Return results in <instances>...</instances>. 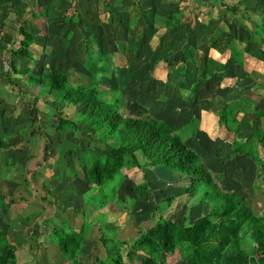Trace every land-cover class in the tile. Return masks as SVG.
I'll return each instance as SVG.
<instances>
[{
  "label": "trees",
  "instance_id": "trees-1",
  "mask_svg": "<svg viewBox=\"0 0 264 264\" xmlns=\"http://www.w3.org/2000/svg\"><path fill=\"white\" fill-rule=\"evenodd\" d=\"M143 1L145 0H123L122 7H115L112 0H104L102 12L107 13L110 19L108 24L117 22L125 27L122 39L114 41L115 50L112 53L126 56L127 40L130 38L134 41L148 40L150 36H146V32L155 33L158 29H164V34H170L175 40H182L186 37L184 35L190 33L191 26L185 21L183 9L180 8V4L185 0H150L152 7L142 33L139 36L134 31L127 33L126 28L129 25L136 26L139 14L147 16L140 7ZM190 1L197 7L205 5V13L209 18L213 17V10H216L217 20L230 28V31L222 33L220 38L213 42V45L229 47V57L221 70L216 73L210 69V64L205 63L204 77L192 83L194 99L198 85L210 78L219 77L223 80L232 61L242 67L243 55L238 50L239 45L233 44L232 40L242 42L243 38L242 35L234 37L236 31L230 20L237 18L243 23L248 19L249 11L241 9L240 2L234 3L233 0ZM64 2L65 10L69 8L70 11L66 10L69 13L62 12L63 14L56 15L44 11L41 15L43 19L54 18L57 21L72 23L73 14H77V3L83 2L90 7L98 4V0H64ZM130 5L135 8L140 7V11L137 9L139 13L125 14L122 8ZM171 5L174 7H170ZM1 7L3 16L0 23V81L9 89L8 92L16 91L18 104L23 107L21 115L25 117L15 125L21 127L16 135L22 140L26 139V145L35 143L33 139L40 136L37 125L38 101L43 97L50 98L51 101H48L47 106L54 112L51 116V137L55 138L43 141L42 156L43 161L52 156L56 157L53 167L59 169L60 173L54 177V181L64 178L63 189L72 187L79 200L83 202L81 203L83 207L89 205L101 209L111 204L114 209L110 211L115 215L121 216L122 213L131 215V194H141L148 185L145 181H141L128 189L125 185L128 182L126 180L131 178L135 168L141 171L160 168L170 172L171 175H177L180 181L185 182L181 188L187 200L196 199L198 204H207L208 210L205 214L189 221V215L184 216L182 220H175L164 214L166 208L164 205L170 207L173 199H158L151 216L136 224V234H138L136 239H120L116 233L117 229H112V235L108 232H100L98 241L104 249L105 256L103 259L93 256V264H125L131 262L135 256L140 257V264H166L167 259H173L175 255H178L182 264H264V209L256 213L238 191L224 190L221 184L224 179L223 174L212 171L201 155L186 144L185 133L193 136V132L197 130L193 118L186 125V129L176 132L142 105L136 108L143 109V112L137 111L136 115H130L118 87L111 84L112 82L107 89L99 84L103 77L107 80L113 78L110 72L112 54L103 52L102 46L90 28L83 29L86 32L84 37L86 49L85 60L82 63L91 78L89 85L70 83L67 72L61 66H56L54 61L48 67L41 66L38 79L31 68L18 69L11 58L19 56L33 59L29 51L34 44L33 36L20 24L27 10L32 17L37 16L33 12L36 7L34 0H13ZM241 33L247 34L248 42L258 38L257 33L250 32L244 25L239 29V34ZM259 39L264 58V36ZM15 43V49H11V44ZM197 59L196 47L187 44L176 52L170 51L163 61L169 68L180 62L182 65L177 77L183 79L187 76L188 67L196 65L199 61ZM4 60L10 63L8 71L3 70ZM40 61L43 63L44 60ZM108 75L110 79L107 78ZM23 76H28V83L22 80ZM47 83L48 87L45 86ZM37 86H44L41 88L43 92H38ZM152 87L141 89L150 94ZM250 92L264 99V85L254 84ZM247 93L242 92L227 100L217 114L219 123L227 133L232 134L230 159H242L244 163L249 161L255 173L254 179L251 180L252 191L264 192V129L261 125L264 112L257 109L258 102L249 98ZM58 104L63 105L64 109L69 107L73 110V114H65ZM133 109L135 111V105ZM244 114H254L255 122L252 133L240 139L238 137L240 121ZM25 128L29 130V134L24 135ZM14 134L7 127L0 131V147H9L10 141L7 143L3 139H9ZM69 160H72L76 167L73 173L66 175L65 170ZM19 161L24 168L21 174L22 183L25 181V184H29L25 177L29 176L31 171H28L23 163L27 165L30 161L23 157ZM39 165L41 166V163ZM30 185L39 194L41 204L37 206V210L39 208L40 214L44 213V220L58 218L60 213L57 208H64L68 196L61 194V189L58 190L52 181L50 183L44 181L42 186L39 185L40 188L32 183ZM83 187L85 192L78 194V188ZM32 191L28 186H24V194L32 196ZM48 195L52 196L53 203L46 201ZM86 195L87 203L83 201ZM5 197L0 195V226L1 218L8 213ZM13 200L16 201L15 198ZM71 212L78 215L85 214L83 209L78 208L72 209ZM30 215L25 218H29ZM63 218L61 225L53 227L45 225L42 235L46 237V242L42 247L49 248V251L58 255V260L53 264H84L82 258L86 253L85 236L92 224L93 226L103 224L105 214L99 211L96 223L92 224L85 216L79 231H75L70 225V215ZM42 247L37 248L33 244L27 246L29 250L37 248V251ZM19 258L20 249L6 230L0 227V264H22L19 263ZM31 258L34 260L38 257L28 255V259Z\"/></svg>",
  "mask_w": 264,
  "mask_h": 264
},
{
  "label": "rangeland",
  "instance_id": "rangeland-1",
  "mask_svg": "<svg viewBox=\"0 0 264 264\" xmlns=\"http://www.w3.org/2000/svg\"><path fill=\"white\" fill-rule=\"evenodd\" d=\"M120 1H121V3L123 2V0H112L113 6L119 7L118 4L120 3ZM0 2H2V0H0ZM58 2L59 1L57 0V2H56L57 4H55V5H58ZM102 2H103V0H99L98 4L96 5L95 10L91 9L89 12L81 14L80 17L77 16V14L76 15L73 14L74 17L71 16L72 17V23H76V25L78 24L79 27L75 26V28L73 29V31H74L73 35L72 34L69 35L70 36V38H68L69 41L72 39H75V38L76 39H75L74 45L70 44L69 49L66 50V53L64 54L65 56H67L69 58V61H63V63H62V64H65L64 65L65 66L64 71L67 72V74L69 76L68 80L70 83L80 82L82 84L89 85L90 81H91L90 76L88 75V73L85 71V69L82 66V63L85 60L84 37H85L86 32L83 31L84 27L87 29L88 28L91 29V32L95 35V38L99 41L100 45L102 46L103 52L105 54H112V61H111L112 65H111L110 72H111V75L113 78L111 80H107L105 77H103L99 81V84L101 85V87L106 88L107 86H110V83L112 82L111 84H115L118 88L119 87L126 88V85H128V87H130V92H131L132 90L134 91L136 86L137 87L139 86L141 88L142 87L145 88L147 86H153L151 89L152 94L156 95L160 91V89H159L160 83L159 82L157 85V90L155 91L156 82H157L158 77L162 78V79L160 78L161 83L165 82V80L168 78L167 82L171 86L174 85L173 83L175 82V77H176V81L178 83H181V84L185 83L184 86H186V87H187V85H189V82L192 83L193 81L200 78L199 65H198L200 63H198V62L196 65L190 66L187 69L188 70L187 75L190 77L188 80H187L188 76L185 77L184 79H179L176 76V74L178 73V71L182 65L180 62L176 63V65L172 68H169L166 66V63H164L163 59H164V57H166L168 55V53H165V52L167 50H172L173 52L178 51L177 49L179 48V44L175 45L173 41L169 40L170 36L163 35L164 34L163 29H158V30H156L155 33L146 32V36H148V37L150 36V37L148 38V40H143L140 43L134 42V40L131 38L128 39L127 40L128 41L127 55L125 57H122L120 55H116L117 54L116 52L112 53L115 50L114 41L115 40L119 41L122 39L123 33H125L124 32L125 27L122 26L123 24L121 25L117 22L116 23L113 22V24H108L110 19L108 18V21H107L106 13H99L98 11H96L99 9V6L102 7ZM34 4H36L35 0H34ZM35 7H36V5H35ZM170 7H174V6L171 5ZM133 8H135V7H133ZM180 8L183 9L185 21H188L189 22L188 24L191 26L190 31H193L194 26L196 24L204 25L205 22L207 21V16L205 15L204 8L201 6L197 7L196 5L191 4L190 0H185V2L183 1V3L180 4ZM137 9H138V11H140L139 10L140 7L137 6L135 8V11L134 10L131 11V12H133L132 15L139 13V12H137ZM66 10H69V8ZM66 10L61 11V12H57L55 14L61 15V14H63L62 12H64L65 14L69 13ZM34 11L37 14V16H41L43 14L42 9H40L39 7H36ZM81 12H82V10H81ZM70 15H71V13H70ZM215 15H216V12H213L212 16L214 18L216 17ZM142 16L143 15H140V14L138 15V17H139L138 21H141V22L143 21ZM78 20H79V22H78ZM124 21L125 20H122V22H124ZM231 21H233V20H231ZM130 26L131 25H129L128 28H126V32L129 34L132 33L134 30H136L135 26L134 27H130ZM42 29H40V27H38L39 32ZM26 30L28 32L32 33L28 29V27L26 28ZM59 35L62 36V34H59ZM208 35L210 36L211 33H208ZM159 36L161 37L160 40H159ZM162 37H164L163 41H162ZM58 41H59V37L55 39V45L56 46L58 45V43H60ZM16 43L14 45L11 44V49H15ZM33 46H31L32 48L29 49L32 56L34 55V53L32 51H33V49H35V48H33ZM207 47H212V52H211L212 55L211 56H213V57H216L217 55H221L223 53L221 46H213L212 45V46H207ZM155 48H156V50H154ZM40 51H41V54H40L41 56H39V57H41V58H39V57H37V59L33 58L31 60L32 62H29V66H33L36 69L34 75L37 79H38V76L41 74V71H40L41 66L43 64H45V62H47V61H44V63H42V61H40V60H44L43 50H40ZM157 51H158V53H157ZM44 52H45V50H44ZM152 53H154V54H152ZM164 53H165V55H164ZM209 54H210V52H209ZM116 56H118V57H116ZM125 58L127 59L129 70L125 71V74L121 75V72L118 69H119V66L125 64ZM8 64L10 65V63H8ZM201 64H202V62H201ZM56 66H58V64ZM67 66H68V68H67ZM219 68H222V66L220 65ZM3 70H4V68H3ZM166 74H167V77H166ZM107 78L110 79V75H108ZM158 81H159V79H158ZM214 84H216V82H214ZM217 84L220 86V83H217ZM45 86L48 87V83L45 84ZM214 87H215L214 85H212L211 87L208 86V88H207L208 92L199 89V92L195 95L196 97H194L195 100H193L194 103L192 104V107H194V104L198 103V101L200 104V100L205 101V99L209 98V95H210V93ZM41 88H44V86H37L36 90L38 92H43V89H41ZM154 91H155V93H153ZM239 92L240 91H238V93ZM144 93H147V91L144 90ZM232 94H229V95H232ZM188 95L191 96V94H188L187 89H186V91H184V96H183L184 98L182 97V98L178 99L179 104L176 103L174 105H170V104L167 105L166 103L165 104L161 103L157 107L158 110H152L151 112L157 116H160L158 113H161V116H163V113H165V112L172 113L173 116L175 117L174 119H176L175 122H177V123L180 122L181 124H183V123L185 124L188 120V113H189V108H187L188 103L191 102V98L188 97ZM141 97L145 98L144 95ZM223 99H225V97ZM42 101H43V98H41L40 101H38V105H37L38 110H40V111H43L42 104H41ZM220 102H221V100H220ZM124 104L127 107L126 109L130 115H136L137 111H139L140 113L143 112L142 111L143 109H138V108H135V111H134L132 106L131 105L129 106V104L127 102H124ZM184 107H186L187 110H185L184 112L178 111L180 108L182 109ZM60 109H63L64 113L65 114L67 113V115L73 114V110L70 109L69 107L68 108L65 107V109H64L61 106ZM168 110H170V111L168 112ZM5 116H6V120H9V117H7V116H9V114H7V112H6ZM164 116H165V118L169 117V115H167V114H164ZM18 117H20L17 119L18 122L21 121L22 118H25L21 114H19ZM40 118H41L39 120L40 124L43 126V119H42L43 114L40 115ZM10 122H11V120H10ZM8 124L10 125V127L13 125L11 123H8ZM208 127L211 129L212 125L208 124ZM12 128L14 129V127H12ZM186 128H187V126L185 127V129ZM198 128H199V126H198ZM214 132H216L215 135H217L218 130L216 129V127H214ZM199 135L201 137L198 138V141L196 143H192L195 147L196 146L206 147L207 145L210 146L213 143V141L216 142L215 139H218V137L215 135L213 136V137H215L214 140L210 137L211 135H213V131H212V133H209V134L200 133ZM220 138H223L225 142H227V141L229 142L230 135H227L226 133H224L223 136ZM3 140L5 141V139H3ZM25 140L26 139L21 140L22 146L26 145ZM33 140L35 141V139H33ZM31 141H32V139H31ZM41 142L42 141H40V140L36 141L37 149L33 150L34 146H33L32 142L30 144H28L27 147L30 148V151H41L40 150L42 147ZM220 145H221V147L218 148V151H213L214 154L212 156L215 157V161H214V165L212 164V166H209V168L216 173H222L223 174L224 179L221 182V184H222V187L224 188V190H231V189L236 190L237 189L239 192V195L241 197H243V199L251 207H253L254 211L256 213H260V211L264 209V192L263 191H257V192L252 191V188H250L252 178L251 177L249 178V176H247V174L242 175V173L240 174L239 171H237V168H239L241 165H243L244 161L242 159H239V160L238 159L237 160L236 159H230L228 151H225L228 144L221 142V144L219 143L218 146H220ZM219 150H223V151H219ZM23 152H25V151H23V150L22 151H18V150L15 151V153H17L15 155V158L20 159V156L23 158H26L27 154H25V156L21 155V154H23ZM42 155H43V151L39 155H36V156L34 155L33 159L27 160V161H30V162H27V165H26V163H23L26 166L25 168L28 170V166L31 165V162L34 165H38L39 163L42 164L43 163V156ZM6 156H7V154L5 155V152H2L1 157H6ZM11 156H13V155H11ZM52 157H53V159H55V156H52ZM8 158H10V157L8 156ZM22 162H23V160H22ZM47 165H48V167H45L46 171L45 172L41 171V172H43L42 177H46L47 179L52 180L55 177V175H53V173L55 171L52 168V166H49L51 164H47ZM1 166H2V161L0 160V168H1ZM68 166L73 167V168L76 167L75 165H73L72 160L68 161ZM6 167L7 166H4L0 169V195H5L7 197V198L5 197V200H6V203L8 204L7 205V212H8L7 215L8 216L4 215L3 218H1L2 221H1L0 227L2 229L6 230L7 234L14 240L15 244L18 246V249H20L19 263H22V264L28 263L29 264L30 260L28 259V255L29 256L33 255V257L36 256L38 258H39V256L42 257L43 252H38L37 248L42 247L43 244H45V242H46V237L42 235L43 231L45 229V225H47L49 227L61 225L62 219H64L63 217H66L67 215H70L71 219L76 218V217H77L76 219H79V218L85 219L84 217L86 216L87 221L91 222V224H92V223H96V216H97V213L99 211H102V210L107 211L106 209L108 208L107 207L108 205L105 207H101V209H95V208L90 207L89 205H86L83 207L81 205V203H83V202H81L79 200V198H78L79 196L73 190L72 187H70V188L67 187L68 191L63 189L62 184L64 183V178H62L60 181H53L52 180L53 183L55 184V186L58 188V190L61 189V191H62L61 194H66V196H68L67 201H65V203H64L65 204L64 208H61V207L57 208V211L60 213V216H59L60 218L58 217V218H55L52 220H44V218H43L44 213L40 214L41 210L39 208L37 210V206L35 205V203L29 204V202L25 203V202L13 200L14 197L18 198L19 196H22V195L24 197L25 195H24L23 189L17 188V186H19V185H17L16 182L12 183L11 181L1 179L2 177H4L6 175ZM30 171H31L30 175L25 177L27 180L26 182L29 184H25V181H23L24 183H22V181H21V186L24 185V186L32 187V186H30V184L32 183V185H35V187H37V186L39 187V185H41V183H40L41 181L47 180V179L42 178L43 180H40V182L38 183L37 176H38L39 171H37L35 169H31ZM133 172H134V174L131 176V178L129 180H126V181H128L125 184L127 186V188L128 189L133 188L136 184L140 183L141 181H145L148 185L147 189L139 195H134V194L132 195L131 194V198H132V200L130 202V207H131L130 213H131V215H128V213H122L121 216H117V215H115L114 212L108 211L109 213L106 212V213H108V215H105L108 221L101 224L103 226L106 225L109 227L112 225L116 226L117 227L116 233L118 234L120 239L134 240L138 237V234H136L137 233L136 232V230H137L136 224L140 221H143L145 218H148L149 216H151L152 212L155 210V205H156L155 203L157 202L158 199H167V198L173 199L172 205L170 207L164 205V207H166L164 209V214L166 217L172 218L175 220H182L184 216L189 215L188 216V221H189V220H193L194 218H196L202 214H205L207 212L208 207H207L206 203L198 204L196 199L187 200L188 198L184 195V191L181 188V185L184 184L185 182L183 183L182 181H180L179 177L177 175H175V176L171 175L170 172H168L164 169H160V168L159 169H149L146 171H141V170H138L135 168ZM32 173H34V174H32ZM71 184H72V186L74 185L73 182ZM237 184H239L240 186ZM65 189H66V186H65ZM32 190H34V189H32ZM78 191H79L78 194L84 193L85 188L84 187L78 188ZM33 194H34L35 198L38 197L36 192H33L32 195ZM87 197L88 196L86 195L83 198L84 199L83 201L85 203L88 202ZM47 200H48V202L53 203L52 196L48 195ZM75 208H78L79 210L83 209V212H85V214H82V215L81 214H79V215L73 214L71 211H72V209H75ZM26 215H30L29 218H26L27 220H25V218H24V216H26ZM32 244H33V246H36L37 248L31 249L33 251H28L29 249L27 248V246L32 245ZM47 256L49 257L48 258L49 261L50 260H53V261L58 260V258H57L58 255L56 253H52V252L48 251ZM38 258H35L34 261L36 262L38 260ZM174 258L175 259L170 260V261H172V263L176 262L179 259L178 255H175ZM34 264H36V263H34ZM42 264H44V263L42 262Z\"/></svg>",
  "mask_w": 264,
  "mask_h": 264
},
{
  "label": "crops",
  "instance_id": "crops-1",
  "mask_svg": "<svg viewBox=\"0 0 264 264\" xmlns=\"http://www.w3.org/2000/svg\"><path fill=\"white\" fill-rule=\"evenodd\" d=\"M10 1H13V0H2V2H0V23H1L2 16H3V9L1 8V6L7 2H10ZM35 1H36V4H35L36 7H39L40 9H42L43 12L47 11V12L55 14L57 12H61V11L65 10V4L66 3L64 2V0H58L59 1L58 5H55V4H57L56 3L57 0H35ZM233 2L234 3L240 2L241 9H248V11H249L248 12L249 13L248 19H246L243 23H241L236 18L231 19L233 21L230 20V23L232 24V26H234V29L236 31V34L234 37L237 38V36L242 35V38H243L242 42H239L238 40L232 38L233 44L239 45L238 50H240V52L243 55L242 67L235 64L232 61L231 62L232 64L230 63L231 67H229V69L227 70L226 76L223 80H221V78H219V77H216V78H210L204 82H201L196 89V94L199 92V89L208 92L207 91L208 86H210V87L212 85L215 86L213 88V90L211 91L209 98L205 99V101L200 100V104L198 101V103H195L194 107H192V104L194 103L193 100H195V98L193 99V94H192V90H191L192 89V83L194 81L192 83L189 82V85H187V87H186V86H184L185 83H182V84L178 83L176 81V77H175V82L173 83L174 84L173 86L168 84V82H167L168 78L165 80V82L161 83L160 82L161 77H158L159 81L157 79L155 91L157 90L158 82L160 83V86H159L160 91L156 95L152 94V93L151 94L144 93L145 88L141 89V87H139V86L138 87L136 86L134 91L132 90L131 92H130V87H128V85H126V88H124V87L118 88L119 91L122 93L123 101L127 102L129 104V106L131 105L133 108V105H135V108H136V107H139V105H142L153 116L164 121L167 125H169L176 132H180L182 129H184L186 127V125L190 122L191 118H193L195 120V123L197 124V130L193 132L194 133L193 136L187 135L185 133V142L188 146L192 147L195 151H197L201 155V158L205 161L207 166H212V164L214 165L215 157L212 156L214 154L213 151H218V148L221 147V145L218 146V144L219 143L221 144V142L228 144L225 151H228L229 158L231 157V155H230V151H231L230 143L232 140V134L227 133L225 131L223 125H221L219 123V117L217 114L218 111H220V109H222V107L225 105L227 100L240 95L242 92H248L247 96L258 102L257 109L264 112V99H262L258 95H255V94L250 92V90L252 89L254 84L264 85V58H263L262 52L260 50V45H259V41H260L259 37L264 36V0H233ZM103 5H104V0L102 2V7H103ZM140 5H141L140 6L141 9L147 13V16H144V17L142 16L143 21L142 22L138 21L136 23V26H135L136 30H134V32L138 36L142 33V31L145 27L146 21L149 18L148 16H149L150 9L152 7V2L150 0H145V1L141 2ZM118 6L122 7L121 1L118 4ZM89 7L90 6H88L87 4H85L83 2L77 3V7H76L77 8L76 9L77 16L80 17L81 14L87 13L91 9H93V10L96 9V6L95 7L91 6L90 8ZM102 7L99 6V9L96 11H98L99 13H104V12H102ZM201 7L204 8V11L206 10L205 5L201 6ZM34 10L35 9H33V12H35ZM81 10H82V12H81ZM133 10L135 11V8H133V6H131V5L130 6H124V8H122V11L125 14H132L133 12H131V11H133ZM29 12L30 11L27 10V12L24 14L23 20H22L20 26L23 27L25 30L28 27V29L32 32L31 34H32L33 39H34L33 40L34 46L33 45L32 46H33V48H35L32 51L34 53L33 58L37 59V57L41 56L40 50H43L44 61H47V62H45V64H43L45 67H48L49 64L54 61V63L56 65L58 64L59 66H61L64 69L65 64H62L63 61H69V58L67 56H65L64 54L66 53V50L69 49L70 44L74 45L75 39H76L75 38V39H72L69 41L68 38H70L69 35H71V34L73 35V32H74L73 29L75 28V26H78V24L76 25V23H65L63 21H57L54 18L43 19V16L32 17ZM213 12H216V10H213ZM106 15H107V13H106ZM205 15L207 16V21L205 22V24L204 25L196 24L194 26L193 31H190V33H188V35H184L186 37L182 38V40H175L170 34H168V33L164 34V35L170 36L169 40L173 41L175 45L179 44V48L177 50L185 47L187 44H191V45L196 47L197 55H198V58L200 59V60L198 59L199 61H197L198 63H200V64H198L199 65L200 78H198L197 80L202 79L205 75V73H204L205 72V67H204L205 63L210 64V66H211L210 69L214 73L219 72L221 70V68H219V66L220 65L223 66L225 64L227 58L229 57V52H230L229 47L224 48L223 45H213V42L218 40L220 38V36L222 35V33H226L227 31H230V28H228V26L226 24H224L223 22L217 20L216 17L215 18L214 17L209 18V16L206 13H205ZM216 15H217V13H216ZM107 21H108V15H107ZM78 22H79V20H78ZM242 25L246 26L250 32L257 33L258 38L251 39V41L248 42L247 34H245V33L239 34V29L242 27ZM38 27H40V29H42V28L43 29L39 32ZM208 33H211V35L209 36ZM59 34H62V36ZM58 37H59L58 42H60V43H58V45L56 46L55 45V39ZM160 38L161 37L159 36V40H160ZM163 40H164V37H162V41ZM141 41H143V40L134 41V42L140 43ZM212 45L213 46H221L223 53L221 55H217L216 57L211 56L212 55L211 54L212 47H207V46H212ZM85 49L86 48H85V44H84V50ZM44 50H45V52H44ZM154 50H156V48ZM170 51H172V50H167L165 53H169ZM263 51H264V47H263ZM209 52H210V54H209ZM157 53H158V51H157ZM165 53H164V55H165ZM152 54H154V53H152ZM116 55H120L122 57H125L119 53H117ZM116 57H118V56H116ZM11 59L16 64V67L18 69L24 70L27 68H31L35 73V71H36L35 67L29 66V62H32L31 59L23 58V57H19V56H15ZM44 61H43V63H44ZM201 62H202V64H201ZM67 68H68V66H67ZM118 70H120L121 75L125 74V71L129 70L128 69V62H127L126 58H125V64L119 66ZM187 74H188V70H187ZM176 76H177V74H176ZM166 77H167V74H166ZM189 78L190 77L188 76L187 80ZM22 80L25 83L29 82L28 76H23ZM214 82H216V84H214ZM78 83H80V82H78ZM217 83H220V86ZM113 85H115V84H113ZM106 89H107V87H106ZM186 89H187L188 94H191V96L188 95V97L191 98V102L188 103L187 108H189V113H188V120L185 124L184 123L181 124L180 122L179 123L175 122L176 119H174L175 117L173 116L172 113L165 112V113H163V116H161V113H158L160 116H157L151 112L152 110H158L157 107L161 103H163V104L166 103L167 105H169V104L174 105L176 103L179 104L178 99L182 98L184 96V91H186ZM8 91H9V89H7V87L4 86L0 81V131L4 130L5 127H7L8 130L10 129V131H13V133H15L12 137L5 140V142H7V143L10 141L9 147H7V148L6 147H3V148L0 147V160L2 161L1 168L4 166H7L6 167V175L4 177H2L1 179L11 181L12 183L16 182V184L19 185V186H17V188L23 189V192H24V186H21V181H22L21 174H22V171L24 170V168L21 165L19 158H15V155L17 154V153H15V151H17V150L18 151H22V150L25 151L21 155H23V156H25V154L29 155V156L26 155V160L31 159L32 156L34 157V155L36 156V155H39L40 153H42V151H44V142L43 141H45V140L49 141V140H51V138L52 139L55 138L54 136L51 137V135H52L51 134L52 133L51 132L52 131L51 130L52 129V127H51V125H52L51 124L52 123L51 116L54 115V112H52L47 106L48 101H51L50 98L45 99L43 97L44 99L41 102L43 111L39 110V114H38V121L41 119L40 115L43 114V118H42L43 119V126L40 124V121L37 122V125L40 129V134H39L40 136L36 137V139L34 141L35 143H33V144H35V146L33 145L34 146L33 150L37 149L36 141H38V140L42 141L41 142L42 147L40 149L41 151H30V148L27 147L28 144L27 145L23 144L24 146H22L21 145L22 139H20V136L16 135V133H18L19 130H21L20 126L18 128L15 125L18 123L17 119L20 118V117H18V115L22 114V112H23V107L18 104L19 100L15 97L16 91H12V93L8 92ZM155 91L153 93H155ZM238 91H240V92L238 93ZM229 94H232V95H229ZM143 95L145 98L141 97ZM194 97H196V96H194ZM224 97H225V99H223ZM220 100H221V102H220ZM58 106L63 107V105H61V104H58ZM187 108L186 107H184L182 109L180 108L178 111L184 112L185 110H187ZM169 111L170 110H168V112ZM6 112H7V114H9V116H7V117H9V120H6V116H5ZM164 114L169 115V117L165 118ZM10 120H11V122H10ZM254 122H255L254 114L242 115L241 121H240V124H241L240 125V133L238 135V137L240 139H244L245 137H247L248 135H250L252 133L253 128H254ZM8 123H11L13 125L10 127V125ZM208 124L212 125L211 129L208 127ZM261 125H262V128L264 129V118L261 119ZM198 126H199V128H198ZM12 127H14V129ZM214 127H216V129L218 130L217 135H215L216 132H214ZM211 130L213 131V135H211L210 137L213 140L215 138V137H213L214 135L218 137V139H215L216 142L213 141V143L210 146L207 145L206 147H198V146L195 147L192 144V143H196L198 141V138L201 137L199 135L200 133L209 134V133H212ZM28 132H29V130L27 128H25L23 130L24 135L29 134ZM224 133H226L227 135H230L229 142L228 141L225 142L223 138H220L223 136ZM189 134H190V132H189ZM219 151H223V150H219ZM2 152H5V155L7 154V156L1 157ZM11 155H13V156H11ZM8 156L10 158H8ZM20 158H22V157L20 156ZM55 159H56V157H55ZM55 159H53V157H51L50 159L43 161L41 166L40 165L39 166L34 165L31 162V165L28 166V171H30L31 169H35V170L39 171L38 176H37L38 183H39L40 180L47 179L46 177H42V175H43L42 173L46 171L45 167H48L47 164H51L49 166H52V168L56 172V173L54 172L53 175L57 176L60 173V171H59V169L53 167ZM74 170H75V168L68 166L65 170V174L69 175V174L73 173ZM41 171H43V172H41ZM237 171H239L240 174L242 173V175L247 174V176H249V178L251 177L252 179H254V176H255L254 167L252 166V164L249 161L248 162L246 161L243 165H241L239 168H237ZM52 180L54 181V178ZM52 180L47 179L46 181L50 183ZM44 181H41L40 183L42 184V182H44ZM239 184H237V185H239ZM252 184L253 183L251 182V186H252ZM28 188L30 190L33 189L32 187H29V186H28ZM236 191H238V190L236 189ZM33 192H35V191L33 190L32 193ZM24 195H25L24 197L22 195V196H19L18 198H15V197L14 198L16 199V201H18L17 199L22 198L20 200V202H25V203L29 202V204L35 203V205L38 207L41 204L40 200H39V194H37L38 195L37 198L34 197V194L32 196L26 195V194H24ZM46 201L48 202L47 199H46ZM107 207H108L106 209L107 211H103V210L101 211L105 215H108V213H109L108 211H110L113 208L111 204H109ZM106 212H108V213H106ZM24 218H25V216H24ZM76 218L70 219V225L72 226V228L75 231H79L80 227L82 226L84 219H80V218L76 219ZM25 220H27V219L25 218ZM106 221H108V220L105 216V220H103V223ZM112 226L109 227L106 225H104V226L103 225H101V226H99V225L93 226L92 225L90 227L87 235L85 236V241H86L85 243L86 244L84 246H85V252L86 253H84V256L82 258V262L84 264H93L92 263L93 256H97L100 259L104 258L105 252H104V249L100 245L98 240L100 237V232H104V233L108 232L110 235L112 229H117L116 226H113V227ZM17 248H18V246H17ZM42 248H40L38 250V252H43L42 257L39 256V258L36 262L33 260V258H31L29 264H34V263L42 264V262L44 264H53V262H54L53 260H50V261L48 260L49 257L47 256V253L49 251V248L48 249L45 247H44V249H42ZM28 251H32V250H28ZM31 257H33V256H31ZM173 259H175V258H173ZM170 260H172V259H170V258L167 259L166 264H176L177 262H178L177 264H181L180 263L181 261H179V259L173 263ZM124 261H126L125 258H124ZM140 263H141L140 257L135 256L131 259V262H126L125 264H140Z\"/></svg>",
  "mask_w": 264,
  "mask_h": 264
},
{
  "label": "built area",
  "instance_id": "built-area-1",
  "mask_svg": "<svg viewBox=\"0 0 264 264\" xmlns=\"http://www.w3.org/2000/svg\"><path fill=\"white\" fill-rule=\"evenodd\" d=\"M3 68H4L5 71L10 70V67H9L8 61H5V60L3 61Z\"/></svg>",
  "mask_w": 264,
  "mask_h": 264
}]
</instances>
